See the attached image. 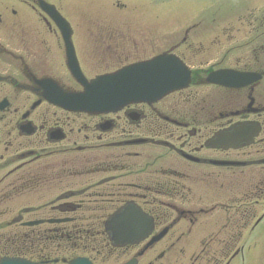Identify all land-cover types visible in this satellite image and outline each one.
<instances>
[{
	"label": "flooded vegetation",
	"instance_id": "flooded-vegetation-1",
	"mask_svg": "<svg viewBox=\"0 0 264 264\" xmlns=\"http://www.w3.org/2000/svg\"><path fill=\"white\" fill-rule=\"evenodd\" d=\"M135 1L109 0L114 21L76 0H0V261L255 264L264 254V0H185L202 5L201 19L163 43L129 23ZM164 54L190 81L156 102L100 114L57 103L83 92L77 73L90 81ZM127 210L130 228L108 225ZM145 222V239L112 242Z\"/></svg>",
	"mask_w": 264,
	"mask_h": 264
},
{
	"label": "water",
	"instance_id": "water-1",
	"mask_svg": "<svg viewBox=\"0 0 264 264\" xmlns=\"http://www.w3.org/2000/svg\"><path fill=\"white\" fill-rule=\"evenodd\" d=\"M47 9V4H41ZM53 8V7H52ZM62 27L68 30L64 24L66 21L56 11H48ZM66 33V32H65ZM222 73H219L221 77ZM189 71L176 57L159 55L150 60L125 67L113 74L104 75L87 81L81 73H77V80L83 87V92L78 94H60L57 103L61 102L72 111L100 114L117 112L124 106L132 103H153L168 94L186 87L189 84ZM223 76V75H222ZM222 80V79H221ZM231 79H226V84L231 85ZM128 210L120 215H115L108 225L123 226V230L130 228L127 221L134 219ZM138 217H142L139 215ZM141 219V218H140ZM142 220V219H141ZM144 220H146L144 218ZM146 225V222H145ZM150 232V226L139 231V236L116 237L112 242L116 245L131 243L145 239ZM0 264H35L22 259L5 258ZM69 264H90L86 259L79 258Z\"/></svg>",
	"mask_w": 264,
	"mask_h": 264
},
{
	"label": "rangeland",
	"instance_id": "rangeland-1",
	"mask_svg": "<svg viewBox=\"0 0 264 264\" xmlns=\"http://www.w3.org/2000/svg\"><path fill=\"white\" fill-rule=\"evenodd\" d=\"M76 1L82 12H96L97 14L98 12H107L112 14L114 21H116L114 12L107 9V6H110L109 0ZM154 1L156 0H136L135 4L130 5V7H135V9L131 11L128 21L138 28L140 33L144 34V39L150 36L158 37L160 42L163 43L170 29L177 31L184 28L190 21L201 19V4H189L185 0ZM117 21L121 20L118 19ZM139 39L141 40V37ZM257 253L254 256L255 264H264V254Z\"/></svg>",
	"mask_w": 264,
	"mask_h": 264
}]
</instances>
